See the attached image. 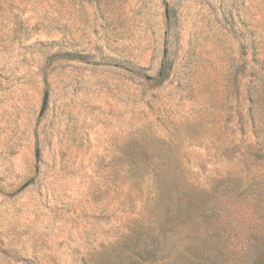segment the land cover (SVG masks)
I'll return each mask as SVG.
<instances>
[{
  "label": "rangeland",
  "instance_id": "rangeland-1",
  "mask_svg": "<svg viewBox=\"0 0 264 264\" xmlns=\"http://www.w3.org/2000/svg\"><path fill=\"white\" fill-rule=\"evenodd\" d=\"M212 245L264 264V0H0V264Z\"/></svg>",
  "mask_w": 264,
  "mask_h": 264
},
{
  "label": "trees",
  "instance_id": "trees-1",
  "mask_svg": "<svg viewBox=\"0 0 264 264\" xmlns=\"http://www.w3.org/2000/svg\"><path fill=\"white\" fill-rule=\"evenodd\" d=\"M168 78V75L165 73V70L162 69L160 72L159 82H164ZM160 191L158 192V201L159 204L166 208V211L163 215H167L165 221L166 225L169 227L171 224L174 228L180 219L192 218L201 215L204 217L206 215V209L204 205L201 204H192L190 203L186 208L181 206H172V210L175 208L174 215L170 214L171 201H176L175 196V186L170 183L168 180H160L159 182ZM155 229L146 228L140 234V238L143 243V249L139 254L145 255L148 257V261L153 260L159 254L161 248L166 246V236L164 233H154ZM138 246H133V255L136 254V249ZM250 253H247L244 256L245 264H260L258 257L253 255V247ZM223 249L219 246L212 245L208 249L202 250L198 255H187L177 257V259L172 264H223ZM170 264V263H169Z\"/></svg>",
  "mask_w": 264,
  "mask_h": 264
}]
</instances>
